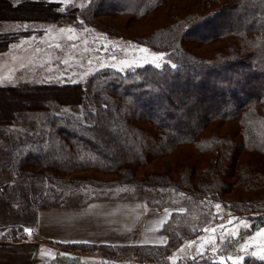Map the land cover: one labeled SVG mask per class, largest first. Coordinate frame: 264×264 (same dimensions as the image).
<instances>
[{
    "label": "trees",
    "instance_id": "trees-1",
    "mask_svg": "<svg viewBox=\"0 0 264 264\" xmlns=\"http://www.w3.org/2000/svg\"><path fill=\"white\" fill-rule=\"evenodd\" d=\"M116 1L90 0L80 8L52 0H0V21L28 22L34 29L0 32V48L28 31L40 34L36 23H74L81 17L97 24L98 13L142 18L169 0ZM200 1L190 5H211ZM212 1L216 6L209 12L175 15L169 24L141 38L155 49L169 51L171 62L160 68L145 65L121 72L106 67L85 80L0 85V125L15 124L24 110L38 114L34 119L23 117L24 127L9 132L0 149V202L7 193L25 203L23 208L13 204L17 216L9 218L16 222L0 227V240H27L25 229H35L42 209L143 202L145 192L155 193L162 207L170 205L164 202L168 196L179 195L194 202L218 201L233 212L249 214L251 226L220 247L226 255L264 225V0ZM105 29L110 35L117 33ZM232 37L235 40L225 45L229 50L217 49L212 56L197 54L187 44ZM157 107L166 117L155 112ZM213 122L217 125L212 127ZM223 123L233 127L221 134ZM166 158L171 163L164 164ZM29 174L31 179L24 182ZM19 177L23 179H15ZM150 200L146 204L153 207ZM189 229L162 228L170 235L165 245L133 247L152 258L142 264H219L207 253L169 259ZM61 247L77 253L57 250L52 260L39 264H84L81 252L127 248L85 243ZM247 264L264 261L249 258Z\"/></svg>",
    "mask_w": 264,
    "mask_h": 264
},
{
    "label": "rangeland",
    "instance_id": "rangeland-1",
    "mask_svg": "<svg viewBox=\"0 0 264 264\" xmlns=\"http://www.w3.org/2000/svg\"><path fill=\"white\" fill-rule=\"evenodd\" d=\"M52 1L59 2L63 7L73 5L80 8L90 2V0ZM118 1L120 0L116 2ZM192 1L169 0L165 5L142 18H135L128 14L98 13L95 16L97 24L94 22L93 24H88L81 17H78L79 19L75 20L74 23L65 21L36 23L37 31L41 33L31 35H29L31 33L29 31L34 29H32L33 25L28 22L0 21V32L2 33L31 29L27 32L28 35H17L10 43L0 48V85L73 82L85 80L93 72L106 67L125 72L145 65L154 66L155 63H160L163 66L166 63H170L169 51L155 49L142 41L141 38L150 34L154 28L169 24L174 20L173 16L175 15L183 16L190 10L198 9H202L201 12L205 13L216 6L212 0H207L211 5L206 2L205 5H202L203 7L190 5ZM79 14L80 12H78L77 16ZM107 28L115 30L117 33L110 35L103 31L104 29L107 30ZM199 32L201 34V31ZM234 40L235 38L232 37L223 38L215 42L188 41L187 44L188 48L197 54L212 56L217 49L223 51L229 50L228 46L225 45L230 44ZM142 48H146L148 51L142 52ZM159 54H163V58L153 61V55ZM154 109L155 112L166 117L165 114L163 115L159 111L158 107ZM57 111L61 110L57 109ZM32 112L34 111L24 110V112L18 113L16 122L13 125H0V149L5 146L4 142L7 140L9 132L24 127L23 117L30 115L32 119L37 118L38 114H35V112L31 114ZM39 114L42 115V112ZM215 125H217L216 122L211 124L212 127ZM229 126L233 127L232 124L223 123L219 133L223 134L227 132ZM180 156L181 154L177 157L180 158ZM162 162L169 164L171 163V159L166 158ZM29 176L31 175H26L24 182L28 183L29 179H31ZM197 176L199 174L196 173L194 177ZM15 179L21 180L23 177ZM27 186L28 193L31 194L30 186ZM11 190L12 188H6L7 192ZM8 195L7 193L3 194V197L8 198H3L4 202H0L1 228L10 226L11 222H16L9 218L17 216L14 214L15 206H13L16 199H10ZM154 195L155 193L153 192H145L141 197V201L143 202H140L147 209L162 211L166 215L165 222L160 229L161 231H159L163 241L161 244H154V246H163L170 238L169 234L163 233L162 228L171 232L172 230H181L183 225H189L190 227L188 236L169 253L168 257L171 261L207 253L213 255L217 261H220L221 257H223L224 263L231 264H234L238 257H242L240 264H247L249 258L259 259L258 255L253 256L251 253L264 255V236L258 234L259 230L264 228V225L257 228L251 235L245 237L234 253L226 255L220 252V247L231 236L230 233L233 229L237 230L238 234L244 229L243 224L240 223L241 221L246 222L249 227L251 226L252 221L249 214L233 212L218 201L202 200L194 202L190 198H183L179 195L168 196L164 202H170V205L162 207L163 203H161V199ZM115 196L121 197L120 194ZM226 196L228 198L234 197L230 193H227ZM29 197L31 199L32 196L29 195ZM151 198L150 202L153 207L146 204ZM6 199H8V203H5ZM16 203H18V208L25 206L22 198H20L19 202L17 200ZM217 204L220 205L219 209L215 207ZM23 214L30 215V212ZM159 218L160 216L156 217L154 221L152 217L150 218L152 222L150 228L152 225L156 228L160 222H163V219L159 221ZM229 220H232L233 224H228ZM221 225L224 227L221 228ZM213 228L216 229L215 233L212 232ZM204 229H207V231H204ZM221 236H223L222 239ZM206 241H211V243H206ZM201 244H204L203 248L200 247ZM134 245L136 244H127L126 250L122 247L117 248L115 251L93 249L81 252L79 256L84 264H99L102 261H109L110 264H142L144 260L152 259L151 257L139 255L137 249L133 247ZM243 245H248L246 251L241 250ZM213 247L216 249L215 251L212 250ZM59 250L62 254L75 255L77 253L76 251L70 252L64 250L62 247ZM229 256L232 257L231 260L228 259Z\"/></svg>",
    "mask_w": 264,
    "mask_h": 264
},
{
    "label": "crops",
    "instance_id": "crops-1",
    "mask_svg": "<svg viewBox=\"0 0 264 264\" xmlns=\"http://www.w3.org/2000/svg\"><path fill=\"white\" fill-rule=\"evenodd\" d=\"M160 222L150 228L156 217ZM165 216V217H164ZM162 211L136 201L93 202L78 208H49L38 213L35 229L46 242L0 240V264H39L52 260L63 245L161 244ZM162 223V224H161Z\"/></svg>",
    "mask_w": 264,
    "mask_h": 264
},
{
    "label": "snow or ice",
    "instance_id": "snow-or-ice-1",
    "mask_svg": "<svg viewBox=\"0 0 264 264\" xmlns=\"http://www.w3.org/2000/svg\"><path fill=\"white\" fill-rule=\"evenodd\" d=\"M141 51H142V52H147L148 50H147L146 48H142ZM162 58H163V54L153 55V61H155V60H160V59H162ZM65 63H67V61H65ZM129 66H131V65H129ZM154 66H155L156 68H160V67H161V64H160V63H155ZM172 67H175V65H172ZM215 207H216L217 209H219V208H220V205L217 204ZM240 223L243 224V227H244V228H248V227H249V225H248L246 222H244V221H241ZM228 224H233V221H232V220H229V221H228ZM220 227L223 228L224 226L221 225ZM25 231H27L29 234H31V229H25ZM204 231H207V229H204ZM212 232L215 233V232H216V229L213 228V229H212ZM237 234H238V232H237V230H235V229H233V230L231 231V233H230L231 236H236ZM258 234H259L260 236H264V228L260 229ZM222 238H223V236H221V239H222ZM193 243H195V242H193ZM206 243H211V241H206ZM200 247L203 248V247H204V244H201ZM247 247H248V245H243L242 248H241V250H242V251H246V250H247ZM212 250L215 251L216 249L213 247ZM202 254H203V253H201V255H202ZM251 255H253V256H257V255H258V256H259V259L264 260V255H261V254H258V253H251ZM228 259L231 260L232 257L229 256ZM241 260H242V257H238V258L236 259V261L234 262V264H240V261H241ZM219 264H224V258H223V257H221V259H220V261H219Z\"/></svg>",
    "mask_w": 264,
    "mask_h": 264
},
{
    "label": "built area",
    "instance_id": "built-area-1",
    "mask_svg": "<svg viewBox=\"0 0 264 264\" xmlns=\"http://www.w3.org/2000/svg\"><path fill=\"white\" fill-rule=\"evenodd\" d=\"M30 236H31V238H33L38 243H45L46 242L45 237L42 234H40L37 229L32 230Z\"/></svg>",
    "mask_w": 264,
    "mask_h": 264
}]
</instances>
